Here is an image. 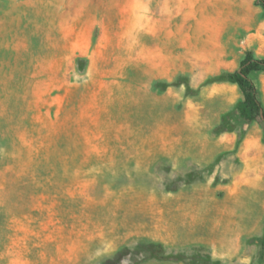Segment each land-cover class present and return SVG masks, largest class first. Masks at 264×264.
<instances>
[{
	"label": "rangeland",
	"instance_id": "374dc122",
	"mask_svg": "<svg viewBox=\"0 0 264 264\" xmlns=\"http://www.w3.org/2000/svg\"><path fill=\"white\" fill-rule=\"evenodd\" d=\"M248 52L256 0H0V264H264Z\"/></svg>",
	"mask_w": 264,
	"mask_h": 264
},
{
	"label": "trees",
	"instance_id": "16d2710c",
	"mask_svg": "<svg viewBox=\"0 0 264 264\" xmlns=\"http://www.w3.org/2000/svg\"><path fill=\"white\" fill-rule=\"evenodd\" d=\"M264 10V0H256ZM264 69V58H256L252 53H246L239 67L229 73L213 76L205 80L204 84L228 82L234 84L240 90L243 100L237 106L238 116L245 122H252L260 119L264 123V107L258 98L257 89L251 80V74ZM161 90L167 89L170 84L159 82L156 84ZM174 86L183 85L188 92H192L187 78H179L172 83ZM262 249L261 256H264V232L259 240Z\"/></svg>",
	"mask_w": 264,
	"mask_h": 264
},
{
	"label": "bare ground",
	"instance_id": "6f19581e",
	"mask_svg": "<svg viewBox=\"0 0 264 264\" xmlns=\"http://www.w3.org/2000/svg\"><path fill=\"white\" fill-rule=\"evenodd\" d=\"M194 136V135H193Z\"/></svg>",
	"mask_w": 264,
	"mask_h": 264
}]
</instances>
